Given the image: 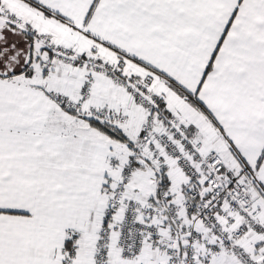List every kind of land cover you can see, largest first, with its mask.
<instances>
[{"label": "crops", "instance_id": "1", "mask_svg": "<svg viewBox=\"0 0 264 264\" xmlns=\"http://www.w3.org/2000/svg\"><path fill=\"white\" fill-rule=\"evenodd\" d=\"M65 49L158 94L187 136L223 156L228 174L239 171L237 159L254 171L248 190L264 229V0H0V264H93L103 213L144 123L145 112L111 78L95 75L82 100L85 72L58 58L42 66ZM65 102L81 109L69 112ZM91 112L125 141L92 127ZM140 160L123 200L150 206L158 172ZM168 175L189 229L181 176L175 168ZM168 227L157 223L158 241ZM112 240L108 264H163L148 245L124 260ZM244 247L264 253V238L251 234Z\"/></svg>", "mask_w": 264, "mask_h": 264}, {"label": "built area", "instance_id": "2", "mask_svg": "<svg viewBox=\"0 0 264 264\" xmlns=\"http://www.w3.org/2000/svg\"><path fill=\"white\" fill-rule=\"evenodd\" d=\"M40 39L48 42L43 36ZM56 54L55 59L76 65L88 76L83 84L82 100L90 97L96 75L121 84L145 112L135 152L127 160L113 198L109 199L103 213L93 264H108L112 235L113 247L128 261L136 259L148 245L154 246L163 264H210L222 255L230 260L229 264H262L264 253L248 255L244 247L251 234L264 238V229L248 190V182L253 183L255 179L254 171L236 157L239 171L228 174L223 156L213 149L204 150L198 140L187 136V126L162 109L160 96L136 80L119 76L115 69L93 58H77L68 49ZM54 58L46 62L47 66ZM183 99L193 101L187 94ZM65 106L69 111L81 109L80 103L65 102ZM99 113L91 112L90 116L97 120L101 116ZM114 119L123 123L119 117ZM140 159L158 172L157 196L150 206L123 200L125 187L138 169ZM172 168L181 176L176 186L183 200L181 208L188 213L189 229H184L180 209L174 206L169 194L167 178ZM119 210L120 218L114 221ZM236 217L239 223L232 227L230 223ZM164 219L169 224L168 234L165 240L158 241L157 223ZM177 243L181 244V251L176 247ZM61 264L73 263L64 257Z\"/></svg>", "mask_w": 264, "mask_h": 264}, {"label": "trees", "instance_id": "3", "mask_svg": "<svg viewBox=\"0 0 264 264\" xmlns=\"http://www.w3.org/2000/svg\"><path fill=\"white\" fill-rule=\"evenodd\" d=\"M69 112H72V111H69ZM89 122L92 127L103 131L104 134L110 135L119 141H125L124 135L121 134V132L115 127L105 122L95 121L94 119H91Z\"/></svg>", "mask_w": 264, "mask_h": 264}, {"label": "rangeland", "instance_id": "4", "mask_svg": "<svg viewBox=\"0 0 264 264\" xmlns=\"http://www.w3.org/2000/svg\"><path fill=\"white\" fill-rule=\"evenodd\" d=\"M10 19H11V21L14 22V19H12V17H10ZM27 32L29 33V30H27ZM34 36H35V35H34ZM44 40H45V41L48 40L46 36L44 37ZM53 58H54V56H48L46 62H48V61H52ZM55 60H56V59L54 58V61H55ZM43 64H44V66H47V65H48L47 63H42V66H43ZM76 114H77V113H76Z\"/></svg>", "mask_w": 264, "mask_h": 264}]
</instances>
